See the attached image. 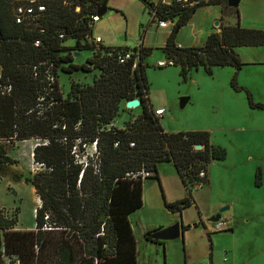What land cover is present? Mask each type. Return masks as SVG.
I'll use <instances>...</instances> for the list:
<instances>
[{
  "label": "trees",
  "instance_id": "obj_1",
  "mask_svg": "<svg viewBox=\"0 0 264 264\" xmlns=\"http://www.w3.org/2000/svg\"><path fill=\"white\" fill-rule=\"evenodd\" d=\"M30 1L0 0V82L12 85L9 94L0 92V181L8 177L30 183L40 205L35 210V230L15 229L18 220L0 212V264H137L129 215L143 206L144 183L160 182L157 165L173 163L189 189L188 197L165 204L172 212L180 211L191 205V187L208 184V167L225 160L226 150L211 144L208 131L170 133L162 127L146 76L145 59L152 49L141 44L121 64L117 53H94L82 43L93 32L91 16L97 15L103 0H34L36 6L46 7L43 16L32 24H17L16 9ZM143 1L155 8L150 0ZM206 5L222 6L223 14L228 7L227 0H200L189 8L176 3L157 6L158 18L177 21L163 50L180 67L184 80L199 67L209 75L215 66L240 69L235 48L264 46V30L237 24L222 26L202 47L176 48V28L187 25L196 10ZM69 40L74 44L68 45ZM36 41H40L38 47ZM77 51H89L93 57L76 64ZM59 70L68 75L98 70L100 76L90 85L72 82L64 95ZM47 71L55 82L47 80ZM236 75L231 86L240 92L244 89L237 85ZM245 92L252 109L264 110L263 103H255ZM134 99L141 103V114L123 128H108L119 115L121 103ZM29 139L48 141L33 149L34 163L43 168L32 178L14 171L15 161L9 156L15 142ZM77 139L97 140V171L92 162L84 170L75 162L71 152ZM197 145L202 148L196 149ZM142 169L152 175L145 180L132 177ZM202 171L204 178L199 176ZM261 179L258 170L256 186H261ZM150 234L146 233V240L158 243Z\"/></svg>",
  "mask_w": 264,
  "mask_h": 264
},
{
  "label": "rangeland",
  "instance_id": "obj_2",
  "mask_svg": "<svg viewBox=\"0 0 264 264\" xmlns=\"http://www.w3.org/2000/svg\"><path fill=\"white\" fill-rule=\"evenodd\" d=\"M165 1L170 2L171 0ZM152 9L149 2L146 3L143 0H109L107 12L99 18L93 27V35L100 36L107 46L133 49L144 43L152 49L151 54L145 59L146 76L150 84L149 95L154 107H161L165 110V114L160 119L162 127L166 131L178 132L208 130L211 142L222 146L227 153L224 161L210 164L209 171L212 177L210 184L191 187L193 196L202 205L213 201L215 204H221L219 209L232 206L229 215L237 218L235 220L250 219L257 222L264 217V111L257 109L255 115L249 116L246 113L245 104L234 105L230 102L227 95L224 94L225 91L228 92V88L240 96L247 97V95L245 91L237 92L232 88V77L228 79L226 68H214L212 74L209 75L203 67H199L193 69L186 80L180 75V67L159 68L157 60L167 59L163 50V41L168 31L157 28L156 22H153ZM230 11H232L231 8L226 7L225 14ZM201 13L198 12L194 15L191 22L183 26L180 32L175 35L176 43L184 45L186 42L190 43L194 40L196 30L204 25ZM162 31L163 33H161ZM201 38L200 32L197 34L196 42H200ZM67 43L73 45L74 41L69 40ZM89 55L93 57L89 51H84L75 59L77 62L83 63ZM249 71L264 72V67H248L244 72ZM244 72L240 73L239 79V73L236 75L237 85L240 87L239 80ZM58 75L61 91L66 95L72 82L90 85L94 78L100 76V72L98 70H93L90 73L79 71L68 75L59 70ZM255 78L256 86L262 87L261 92H264V83H262L264 78L261 76ZM249 80L245 79V83ZM247 90L255 103L264 102V93H262V97L259 96L260 100L257 101V98L253 97V93L249 89ZM183 98H189L185 107L181 106ZM139 107L129 108L121 103L119 115L108 128H118L117 126H123V123L133 121L138 116L136 111L140 109ZM234 108H236L238 118L233 116ZM37 143L38 141L35 139L18 141L14 143L9 152V156L15 161L12 169L22 173L24 177L32 178L38 172L33 161V149ZM169 165L171 164L162 163L160 166L167 176L173 172ZM258 170L261 171L262 176L260 187L255 184V175ZM151 184L149 181L146 186L149 187ZM146 199L148 204L163 205V195L158 184L150 188ZM39 205V198L30 183L13 182L8 177L1 179L0 212L9 218L18 220L15 229L35 230V210L39 208ZM227 212L222 214L224 222H228ZM153 213L156 212L144 207L137 213L138 215H133L131 220L139 222V220H143V217L145 219L151 217ZM190 215L194 216L193 211L190 212ZM192 218V220L198 219L194 223L202 225L197 215ZM154 221L155 218L152 217L150 223ZM143 252L145 253V249Z\"/></svg>",
  "mask_w": 264,
  "mask_h": 264
},
{
  "label": "crops",
  "instance_id": "obj_3",
  "mask_svg": "<svg viewBox=\"0 0 264 264\" xmlns=\"http://www.w3.org/2000/svg\"><path fill=\"white\" fill-rule=\"evenodd\" d=\"M161 1L162 0L152 2L156 5ZM152 11L154 10L152 9ZM198 12H202L201 16L204 24L203 27H201L199 30H196L194 40H192L190 43L186 42L184 45H181L180 43H176L175 41L176 45H180L182 48L202 47L210 34L221 32L222 26H236L237 24H240L242 28L264 30V0H242L239 7L237 8V11H230L226 14H223V9L220 5L202 6L196 10L193 16ZM192 18L190 19L189 23L191 22ZM216 21L219 22L218 27L214 25ZM181 29L182 27L178 32H180ZM166 30L168 31V33L165 34L163 47H165L166 41L172 33L173 29H164V31ZM200 32L202 34V38L200 42H196L197 34H199ZM161 33H163V31ZM143 46L149 48L144 43ZM82 52L84 51H80L79 55H81ZM75 53L74 59L77 57ZM234 53L238 56L239 60L242 63L240 69H236L231 66H215L212 68V70L214 68H226L225 72L228 79L233 77L235 73H239V79L241 75L240 73L247 70L248 67H264V46L237 47L234 49ZM89 57L90 55L87 56L86 59ZM162 60L163 59H159L157 60V62ZM75 63L82 64L77 62L76 59ZM256 76L258 78H260V76L264 78V72H244L241 80H239V84L241 85V88L244 89L243 91L249 89L253 93V97H256V100L259 101V96L262 97V93L264 92H261L262 87L259 88V85L256 86ZM245 79H250L247 82L249 83V85L245 83ZM262 83H264V81ZM224 94L227 95L230 102L234 105L237 103L245 104L247 108V115L251 116L252 114H256L255 110L257 109H252L250 107L249 102L247 103V97H244L242 95L240 96V94H235L229 88L228 92L225 91ZM126 103L127 102H124L122 103V105L125 106ZM257 103L264 102L260 101ZM152 105L154 110L163 109L161 107H154L153 103ZM139 108L140 109H137L136 111V114L138 115L141 114V107ZM233 111H235V114L233 116L238 118L236 108H234ZM124 126L125 123H123V126L117 127L123 128ZM167 132L177 133L178 131ZM211 144L215 147L223 148L222 146L214 144L212 142ZM169 164H171L169 165V167L171 166L173 172L168 176L163 173L162 167H160L162 166V163H159L157 165L160 182H158L157 179H150L144 183L143 206L129 215V221L131 223L137 243V264H264V217L259 219L257 222L250 219L235 220L237 218L229 215L230 207L232 206H228L229 210H227L228 212L226 213V215H228L229 217L227 219L229 230L211 233L210 229L213 227V224L209 223L208 219L220 211L219 205L221 204H215V202L211 201L209 204L202 205L198 201V199L193 196L194 194L191 191L192 200L191 205L188 208L175 212H172L166 208V203H174L189 196V189L184 186L173 163L170 162ZM210 173L211 172L209 171L208 167L209 184L212 181ZM149 181H151L152 184L147 187L146 183ZM156 184H158L161 188L163 195V205L147 203L146 196L148 194V191L153 185ZM144 207L156 213H153L151 217H148L146 219L142 215L143 220H139V222H133L131 220L132 216L135 214L138 215L137 213ZM191 211H193L194 216H198V218L202 222V225L194 223L195 221H198V219L192 220V217L194 216L190 215ZM160 213L164 214L160 216ZM152 217L155 218V221L150 223V219ZM222 218L223 217L221 215V219ZM177 222H180L184 227L180 238L173 241H159L158 243L146 240V233L150 232L152 234L156 231L165 229ZM143 249H145L146 254L143 252Z\"/></svg>",
  "mask_w": 264,
  "mask_h": 264
},
{
  "label": "built area",
  "instance_id": "obj_4",
  "mask_svg": "<svg viewBox=\"0 0 264 264\" xmlns=\"http://www.w3.org/2000/svg\"><path fill=\"white\" fill-rule=\"evenodd\" d=\"M152 2V0H150ZM68 1H65V5H68ZM153 3V2H152ZM161 4H171V3H176L179 6H181L182 8L185 7H193L195 4L198 3V0H172L171 2L167 3L165 1H161ZM159 4V3H158ZM158 4H154L155 8H153V22H156V26L158 29L160 30H164V29H169L172 28L174 29L177 26V21L176 20H164V19H160L157 16V6ZM46 11V7L44 5H38L36 6V2L34 0H31L29 2V5H21L19 6L16 11H15V21L17 24H22V23H27V24H32L35 23L37 20H39L43 14ZM99 16L98 15H93L91 16V27L93 30V27L95 25V23H97L99 21ZM64 35L61 34L60 38H63ZM87 43L88 45H90L93 48V52L94 53H104L107 55H112L114 53H117V60L119 63L123 64L126 61L130 60L134 53L135 50H139L141 48V46L139 47H134L133 49L127 48V47H113V46H107L105 45L102 40V38L100 36H94L93 32L92 34L88 35L86 37V40L82 41V43ZM40 45V41H36L35 42V46L38 47ZM118 48H121V50H118ZM176 48L178 49H182V47L180 45H176ZM137 52V51H136ZM137 62L134 64V67H136ZM157 65L159 68H165V67H170V66H174V60L171 58H168L166 60H162V61H158ZM36 68V67H35ZM0 78H1V73H0ZM47 80L51 83L55 82V77L52 73H49L47 71ZM12 89V85L10 83L4 84L2 85L0 82V92L2 93V95L5 94H9L11 92ZM155 114L158 117H162L165 114V110L164 109H157L155 110ZM38 143L36 145H38L39 143H43L44 145L48 144V141H39L37 140ZM118 144H116L117 146ZM131 146H133V144H131ZM72 155L75 158V162L79 163L80 165L83 166V170L88 167L89 163L92 162V165L94 167V169L97 171L98 168V158H99V152H98V144H97V140H94L92 142H85L82 139H77V141L75 142V145L72 148ZM34 161V160H33ZM37 166V170H41L43 168V165L41 164H36ZM82 173L80 175V178L82 177ZM133 178L135 179H142L145 180L147 179L149 176L152 175L151 172L142 169L139 172H135L131 174ZM201 178H204L206 176V172L202 171L199 175ZM229 230L227 222H224L222 219L217 222V223H213V227L210 229V232H220V231H226Z\"/></svg>",
  "mask_w": 264,
  "mask_h": 264
},
{
  "label": "water",
  "instance_id": "obj_5",
  "mask_svg": "<svg viewBox=\"0 0 264 264\" xmlns=\"http://www.w3.org/2000/svg\"><path fill=\"white\" fill-rule=\"evenodd\" d=\"M109 0H103V2L97 7V15L99 17L103 16L106 12H107V4H108ZM242 0H227V5L230 8L233 9H237L240 5ZM216 27L219 26V22L216 21L214 24ZM179 31V27L176 28V33ZM76 56L79 55V52L75 53ZM189 98H183L181 100V106L185 107V105L187 104ZM126 106L129 108H135V107H139L141 106V103L138 99H134L132 101H128L126 103ZM196 149H201L202 147L197 145L195 146ZM229 209V207H224L221 208L220 211L215 214L214 216L210 217L208 219L209 223H217L221 220V215L222 213H224L225 211H227ZM183 225L180 222H177L165 229H162L160 231H156L152 234H150V237L153 240H158V241H172V240H176L178 238L181 237L182 235V230H183Z\"/></svg>",
  "mask_w": 264,
  "mask_h": 264
},
{
  "label": "flooded vegetation",
  "instance_id": "obj_6",
  "mask_svg": "<svg viewBox=\"0 0 264 264\" xmlns=\"http://www.w3.org/2000/svg\"><path fill=\"white\" fill-rule=\"evenodd\" d=\"M200 0H198V2H199Z\"/></svg>",
  "mask_w": 264,
  "mask_h": 264
}]
</instances>
